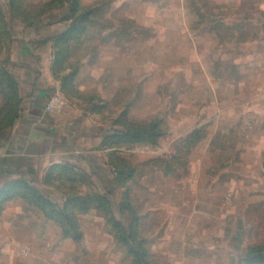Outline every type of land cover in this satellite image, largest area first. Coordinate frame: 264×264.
Returning <instances> with one entry per match:
<instances>
[{
    "label": "rangeland",
    "instance_id": "obj_1",
    "mask_svg": "<svg viewBox=\"0 0 264 264\" xmlns=\"http://www.w3.org/2000/svg\"><path fill=\"white\" fill-rule=\"evenodd\" d=\"M72 2L0 0V129L36 73L17 38L38 27L86 139L0 183V264H135L124 232L151 264H246L264 244V0Z\"/></svg>",
    "mask_w": 264,
    "mask_h": 264
},
{
    "label": "crops",
    "instance_id": "obj_2",
    "mask_svg": "<svg viewBox=\"0 0 264 264\" xmlns=\"http://www.w3.org/2000/svg\"><path fill=\"white\" fill-rule=\"evenodd\" d=\"M29 33L28 39L22 35L17 39L24 56L36 64V73L29 78L31 84L21 115L12 125L0 129V183L21 180L38 172L47 166L57 146L86 140L65 111L45 108L48 97L57 89L50 68L51 54L38 48L37 33L44 35L41 29L32 27Z\"/></svg>",
    "mask_w": 264,
    "mask_h": 264
},
{
    "label": "trees",
    "instance_id": "obj_3",
    "mask_svg": "<svg viewBox=\"0 0 264 264\" xmlns=\"http://www.w3.org/2000/svg\"><path fill=\"white\" fill-rule=\"evenodd\" d=\"M79 0H73V2L71 3V8L70 10L72 11L73 14H75L78 10L79 7ZM80 9V8H79ZM92 12V9H82L79 12V15L77 17H75V19L73 20V25L79 23L81 24L82 22H84L90 15V13ZM79 26V25H77ZM18 118V117H17ZM16 118V119H17ZM14 122L10 123V125H12ZM144 124V123H143ZM10 125H8L7 127H9ZM142 126V125H141ZM6 127V128H7ZM5 129V127L3 128ZM2 130V129H1ZM122 136L125 137H131V136H146V132H145V126H143L140 130H133L132 128H121L119 129ZM118 130V131H119ZM150 132V131H149ZM159 133V132H158ZM157 132H154V136L157 137V135H159ZM134 173V168H130L129 170V174H126V172L124 170L121 171V174L123 175V177L125 178H129L132 176V174ZM40 198L41 195H39ZM44 202L46 201L45 199H42ZM89 207V206H87ZM86 207V208H87ZM99 208H103L106 209L105 206H97ZM64 230L66 232H68L69 230V226L72 224L74 226V228L77 230V236L78 237H82V231L80 229V225L78 224L77 221H75L74 223L72 222H68L65 223L64 221L61 222ZM114 226L120 228L121 227V222L118 221H114ZM123 228H121L120 230H122ZM125 232L124 233H120L119 237L121 238V241L123 242L124 245L127 246V251L129 253V255H131V257L133 258V261L135 262V264H151V259L149 256V251L148 249L144 246V239L141 238L140 241H136L135 242V234L131 233L129 236H125ZM132 238V243H130V240ZM243 261L246 264H264V244H254L252 246H250L248 248V250L245 252V254L242 257Z\"/></svg>",
    "mask_w": 264,
    "mask_h": 264
},
{
    "label": "built area",
    "instance_id": "obj_4",
    "mask_svg": "<svg viewBox=\"0 0 264 264\" xmlns=\"http://www.w3.org/2000/svg\"><path fill=\"white\" fill-rule=\"evenodd\" d=\"M66 104L67 101L63 97V95L59 92H54L48 97L45 103V108L47 110L61 111L62 109L65 108Z\"/></svg>",
    "mask_w": 264,
    "mask_h": 264
}]
</instances>
